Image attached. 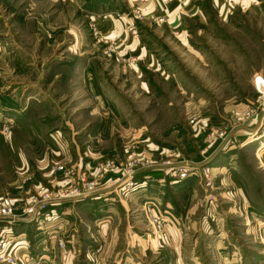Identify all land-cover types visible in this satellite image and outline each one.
I'll return each mask as SVG.
<instances>
[{
  "label": "rangeland",
  "instance_id": "rangeland-1",
  "mask_svg": "<svg viewBox=\"0 0 264 264\" xmlns=\"http://www.w3.org/2000/svg\"><path fill=\"white\" fill-rule=\"evenodd\" d=\"M252 1L257 2L256 7H237L232 18L213 21L209 25L213 34L194 37L206 66L193 61L199 59L194 55L191 60L182 61L183 49L176 47L168 56L170 65L176 68L177 81L157 77L146 96L136 74L121 69L106 52L118 44L106 40L90 20L93 12L102 15L113 12L111 8H119L123 13L124 0H97L90 7L84 0L79 6L76 0H0V100L16 99L38 134L35 139L26 133H15L17 126L12 121L0 125V217H16L11 223L0 218V232L4 233L2 229L7 225L12 230L10 235L18 237L21 229H17V218L29 214V218L34 215L31 220L36 227L27 232V241L19 239L21 243L12 251L17 242L13 240L6 248L9 254H17L22 246L27 251L31 245L37 250L51 249L49 239L43 243L36 240L44 237L40 233L42 221L38 220L42 215L50 217L44 224L54 231L51 236L56 245L51 259L42 264H113L111 261L121 247L124 225H117L116 220L111 225L95 224L86 205L72 210H59V206L72 198V193H92L111 183L123 189L119 195L127 198L130 191L146 188L148 181L131 175H136V171H153L160 165L170 167L169 178L166 175L167 178L160 179L159 186L165 189L160 192L165 195L131 203L127 211L118 209L121 222H129L130 230L145 242L149 238L158 241L157 250L147 249L144 264H180L167 226L176 228L183 236L189 234L193 240L199 232L190 230L191 218H198L201 213L200 233L204 232L206 217L207 226L215 230L217 216L223 217L225 235L231 238V246L238 253L236 261L228 264H264V213L251 219L245 204L248 196L264 206V152L258 157L248 150H236L235 158L230 155L236 166L231 161L228 165L207 162L192 166L184 163L189 159H183L190 152L193 156L202 151L201 137L211 146L215 137L217 141L226 135L221 129L212 134L192 132L191 127H196L198 121L187 117L185 108L200 106L201 96L208 99L210 113L219 108L214 95L217 88L234 99L248 96L252 106L264 112V96L257 91L254 94L248 83L252 71L264 73V0ZM207 13L214 14V10L208 9ZM199 27V21L192 22V29ZM205 75L208 83L201 79ZM124 77L128 81H121ZM219 78L230 83H216ZM121 98L127 99L129 106L126 114L120 115L114 103L117 100L118 107L125 105ZM172 128L178 130L171 132ZM263 133L264 126L254 137ZM183 139L191 140L195 150L187 151ZM261 140L264 141L263 136ZM200 156L195 160L200 161ZM108 164L112 166L107 167ZM180 168L186 169L185 175ZM207 168L209 173L203 175ZM165 181H186L188 187L195 182V190L179 195ZM129 182L133 184L128 185ZM124 186L130 187L124 190ZM46 199L48 206L40 212ZM159 200H170L176 207H162ZM185 202L189 210L181 213ZM194 206L197 209L193 210ZM158 215L168 217L162 237L154 232V218ZM201 237L203 252L199 251L202 255L197 264H226L211 253H215V247L208 245L207 234ZM25 250L18 253L20 264H40L33 256H25ZM0 264L8 263L0 258Z\"/></svg>",
  "mask_w": 264,
  "mask_h": 264
},
{
  "label": "crops",
  "instance_id": "crops-1",
  "mask_svg": "<svg viewBox=\"0 0 264 264\" xmlns=\"http://www.w3.org/2000/svg\"><path fill=\"white\" fill-rule=\"evenodd\" d=\"M70 1L73 2L74 0ZM96 1L97 0H84L85 4L89 7L96 3ZM80 2L81 0H76L77 5H80ZM256 3L257 2L252 0H124L126 9L123 10V13L119 12V8H111V10H114L113 12L102 13V15L93 12V10L91 11L93 14H91L90 20L93 21L98 29H100V33L105 36L106 40L118 44L113 49L106 50V52H109L113 56V59H116L118 62L117 65H120L121 69H130V71H133L136 74L135 79L137 81L139 80L138 82L142 86V93L147 96L149 86L151 83H155L157 77L168 82L171 80L177 81L176 68L175 66L172 67L170 65L172 61H169L170 57L168 54L172 53L171 51H176V47H181L183 49L181 56L184 57V60L181 59L182 61L186 62L191 60L190 58L194 55L199 57V59L193 61L199 62L200 66H206V61L202 60L201 52L198 50V46H200L198 44L199 42H197L194 37H197V35L207 37L210 34H213V30L209 26L213 21H226L232 18L234 10L237 7H240L242 10H245V8L249 10L252 7H256ZM208 9L214 10V14H208ZM160 18L162 21H160ZM193 21H199L200 27L198 29H192ZM130 27L136 28L137 34H134ZM172 44H174V46H171ZM2 46V40L0 39V48ZM91 64L95 67V61L91 62ZM205 71L207 73V69H205ZM257 76L264 78V73L261 71H252L248 76V83L252 85L254 94L256 93L255 78ZM207 78L208 75L201 76V79L206 83H208ZM122 80L128 81V77L121 78V81ZM218 82L224 84L227 81L223 78H219L216 79V83ZM231 82L233 83V81ZM94 83L96 84V81H94ZM214 95L216 104L219 105V108L215 110V113H210L207 103L208 99L203 95L199 101L200 106H186L187 117H194L195 121H198L196 127H191L192 132L194 133L203 134L205 132H210L212 134V132L221 129L226 135L217 140L215 144L211 146L205 144L204 138L202 139V137L199 136L201 137L200 140H202V151L200 149L201 152L194 153L193 156L192 152L184 155L183 159H189V161L185 160L184 163H190L192 166L205 164L207 162L212 165H219L220 163L228 165L229 161H231L234 166L236 162L230 160V155H234L235 158L236 154L234 152L236 150H248L251 153H256V155L260 157L264 152V141L261 140L262 136L264 137V133L258 137H254V134L264 126V112L261 111L260 108L252 106L254 103H252V100L248 99V96L243 99H234L225 95L223 91L221 93L218 88L215 89ZM121 99L126 102L125 105L121 103V107H118L116 103L117 100H115L114 103V108L119 110L120 115L121 112L124 114L128 111L126 107L129 106L127 99ZM15 101L16 99L13 102H6L4 99L0 100V125L2 126L6 121H12L14 126H17L15 133H26L30 136L32 135L35 139H38L37 131L29 125V121L26 119L25 115H23L24 112L21 108V104H18ZM227 102L229 103L226 104ZM221 106L222 108H220ZM172 129L171 132L178 130L177 128ZM181 129L179 128V130ZM184 141L187 151L191 149L195 150V145L191 140ZM200 154H202V156H200L202 159L200 161L195 160ZM27 168L30 169V166H27ZM169 169V166L157 165L153 171L142 173L138 171H136V173L133 171L132 173H136V175L131 173V176H136L139 180H148L146 182L147 186L142 190H140L141 187H138L130 191L127 198L120 196L119 193H122V190H119L116 184L111 183L95 192L86 193L80 197L65 199L66 203L59 206V210L64 208L72 210L76 206L79 207L80 204L86 205L89 217L95 224L96 222H99V225L100 223L111 225L116 220L117 225H124L125 228L122 227L124 228V232L122 241L120 242V250L119 252H116L111 263L144 264V257L147 254V249L150 247L151 250H157L158 241L149 238V240L145 242L136 231L130 230L131 227L129 226V222L126 220L121 222L120 215H118V209L127 211V209L131 207V203H143L145 200L147 201L148 198L158 199L160 198V195L164 196L165 192H160L165 190L163 186H159L161 185L160 179L167 178V172ZM165 182L179 195H186L195 190L193 188L195 187V182L190 183V188L186 181L177 184H171L169 181ZM166 183L162 185L167 186ZM128 187L129 186H127V189ZM186 188L189 189L185 190ZM12 192L14 194L15 189H13ZM241 192L243 193L242 189ZM247 198L245 204L248 207L251 219H254L253 217L255 216L261 217L260 215H263L264 213V206L260 202L250 199L248 196ZM159 202L162 207H176L175 203H172L170 200H166L164 203L159 200ZM186 204L188 203L185 202L183 205L180 204L181 213L189 210V207H187ZM150 205H153V203ZM197 206H194L193 210L197 209ZM193 210H191V213ZM220 212L223 214L222 211ZM132 214H134V212ZM202 214L203 213H201L198 218L196 217V220L191 218L190 230H193L194 233L199 232L197 234L198 236L196 235L197 237L193 239L194 241L189 239V234L183 236L181 232L176 230V228L167 226L172 234L176 251L175 253L177 255V263L197 264V262H199L198 256L202 255L199 251L203 252L200 246V243L203 240L201 237L203 233L208 236V245H213L215 247V253H213V250H211V253L214 254L217 259L223 260L226 264H228V261H236L238 253L235 251L236 247L233 246V248L231 246L233 244L231 238H227L225 235L226 226L224 227V224L222 223L223 217L220 215L217 216V230L212 226L210 228L207 226L209 220L206 217L205 225H203L204 232L200 233L202 228L199 226V223ZM30 215L32 214H29L28 216ZM28 216L26 215V217L17 218L19 219L17 229H21L18 235H22V239L26 241L27 239L25 236L27 235V232H32L33 228H36L35 223H32L33 221L31 220L34 215L31 218ZM185 216H187V214ZM194 216L193 212L191 217ZM247 216L249 218L248 214ZM1 219L6 220L4 218ZM188 219L190 220V217H188ZM39 221H42L40 224L42 227L40 233L44 234V242L49 239L48 241L49 243L51 242V249L37 250L36 247H32L31 245L29 251L25 250V247L23 246L21 247V250H25V255L27 257L33 256L36 258V261L40 256L41 262L43 261V263H45V261L51 259L52 249H54L56 245L53 241V236H51L54 232L53 230L51 231L52 228L46 226L44 220L39 219ZM55 227L56 226L54 225L53 228ZM189 233L191 234V232Z\"/></svg>",
  "mask_w": 264,
  "mask_h": 264
},
{
  "label": "built area",
  "instance_id": "built-area-1",
  "mask_svg": "<svg viewBox=\"0 0 264 264\" xmlns=\"http://www.w3.org/2000/svg\"><path fill=\"white\" fill-rule=\"evenodd\" d=\"M161 19V18H160ZM131 30H132V32L134 33V34H137L136 33V28H134V27H131L130 28ZM255 88H256V91L260 94V96H264V78H262L261 76H257L256 78H255ZM250 112V111H249ZM218 131L216 130L214 133H217ZM216 142V137L212 140V144H214ZM112 165L111 164H108L107 165V167H111ZM179 171H182L183 173H182V175H185V173H186V169L185 168H180V169H178ZM209 169L207 168V169H205V171H204V174L203 175H207L208 173H209ZM175 173V172H174ZM130 183L131 184H133V182H129L128 183V185H130ZM125 187V186H124ZM86 193H88V192H84V193H79V194H77L76 193V195L74 196V194L75 193H72L71 195H70V197L72 196V197H80V196H83V195H85ZM90 193V192H89ZM37 203V202H36ZM48 200L46 199V200H44L43 202H42V204L44 205L43 207H40L39 208V210H40V212H43V211H45L46 209V207L48 206ZM37 205H38V203H37ZM11 209L9 208V211H10ZM41 215V214H40ZM155 214H153V216H154ZM42 216V215H41ZM1 218H4V219H6L7 221L9 220L10 221V223L11 222H14L15 220H16V217L15 216H12V214H6L5 216H1ZM39 218V217H38ZM45 218V217H44ZM46 218H50V217H46ZM167 218L168 217H164V216H162V215H158V216H156L155 218H154V232H156V234L159 236V237H162V235H161V233L164 231V227H163V224L165 223V220H167ZM13 220V221H12ZM3 232L5 233H2V232H0V258L4 261V262H7L8 264H20L21 263V260H20V262H18L17 260H18V257L17 256H19L18 255V253L19 252H22L21 251V247H19V249H18V252H17V254L15 253V251L13 252L14 254H13V256L11 255V254H9V253H11V252H9V251H6V250H8V249H6V248H9V246L11 245V242L14 240V242L16 241L15 240V237L16 236H14L13 237V235L11 236L10 234H11V232H12V230H11V228H8V226L6 225L5 227H3ZM6 232H7V234H6ZM9 236H11V238H9ZM14 238V239H13ZM11 240V241H10ZM15 243H17V242H15ZM15 245H17V244H14V245H12V251L14 250V248H15ZM21 256V255H20ZM26 256V255H25Z\"/></svg>",
  "mask_w": 264,
  "mask_h": 264
},
{
  "label": "bare ground",
  "instance_id": "bare-ground-1",
  "mask_svg": "<svg viewBox=\"0 0 264 264\" xmlns=\"http://www.w3.org/2000/svg\"><path fill=\"white\" fill-rule=\"evenodd\" d=\"M131 184V183H130ZM130 187V186H129ZM123 190V189H122ZM124 190H127V187H125V189ZM39 219H41V220H48V218H44V217H39L38 218V220ZM22 235H19L18 237H16V241H17V243H15V244H18V243H21V241H18L19 239H22L23 237H21ZM36 240L38 241V242H44V238L43 237H37L36 238ZM37 261L40 263V264H42V262H41V258H40V256H39V258L37 259Z\"/></svg>",
  "mask_w": 264,
  "mask_h": 264
}]
</instances>
